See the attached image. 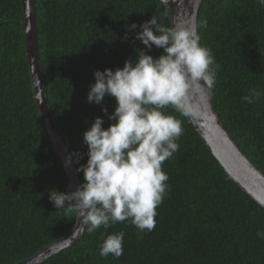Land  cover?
<instances>
[{"label": "trees", "instance_id": "trees-1", "mask_svg": "<svg viewBox=\"0 0 264 264\" xmlns=\"http://www.w3.org/2000/svg\"><path fill=\"white\" fill-rule=\"evenodd\" d=\"M38 59L56 133L76 169L87 162L83 133L96 117L108 120L115 98L89 103L94 71L123 68L137 51L155 57L128 31L152 16L171 27L170 7L159 0H34ZM200 44L211 49L218 74L212 103L243 154L264 174V7L257 0H203ZM22 0H0V264H19L71 234L76 213L57 210L52 190L68 192L69 179L49 140L32 86ZM128 39H124L125 33ZM255 103L242 100L250 90ZM183 121L179 151L162 165L169 190L153 231L129 222L88 233L40 264H264V208L225 172L191 119ZM82 154V156H81ZM77 160L79 161L77 163ZM81 184L84 174L77 171ZM124 232L119 258L98 245Z\"/></svg>", "mask_w": 264, "mask_h": 264}, {"label": "clouds", "instance_id": "clouds-1", "mask_svg": "<svg viewBox=\"0 0 264 264\" xmlns=\"http://www.w3.org/2000/svg\"><path fill=\"white\" fill-rule=\"evenodd\" d=\"M159 2L166 5L168 0ZM257 3L264 7V0ZM137 27L134 38L163 54L154 58L139 49L135 62L126 60L123 68L94 71L87 100L100 105L107 96L115 98L111 114L102 108L113 123L104 128V119L96 117L83 133L87 162L77 171L83 172L84 182L75 190L49 194L55 208L76 213L88 233L121 222H129L138 234L154 230L157 209L169 190L162 165L179 151L177 141L184 132L183 121L165 110L196 117L216 84L218 65L211 49L200 44L198 33L199 27H207L206 20L167 27L152 16L140 25L132 23L128 31ZM260 95L252 89L242 100L252 104ZM124 235H107L98 245L99 255L122 256ZM257 235L264 239V231Z\"/></svg>", "mask_w": 264, "mask_h": 264}, {"label": "water", "instance_id": "water-1", "mask_svg": "<svg viewBox=\"0 0 264 264\" xmlns=\"http://www.w3.org/2000/svg\"><path fill=\"white\" fill-rule=\"evenodd\" d=\"M203 0H168L171 27L185 25L195 20L198 22L199 10ZM34 0H22L24 12V29L27 44V59L31 71L32 86L39 111L49 140L59 155L69 179L71 190L81 184L76 165L59 139L52 120L47 99L43 89L42 69L38 59L37 31L33 14ZM199 114L191 121L201 139L210 148L213 156L235 183L262 208H264V174L243 154L234 139L223 126L212 100L199 105ZM70 161V163H66ZM85 225L77 215V221L71 234L51 244L39 254L19 264H40L62 250L79 241Z\"/></svg>", "mask_w": 264, "mask_h": 264}]
</instances>
